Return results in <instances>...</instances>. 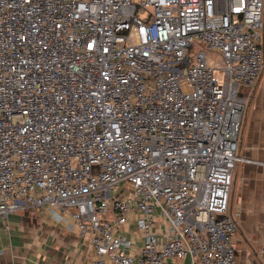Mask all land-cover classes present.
Wrapping results in <instances>:
<instances>
[{
  "label": "built area",
  "instance_id": "2783aa9c",
  "mask_svg": "<svg viewBox=\"0 0 264 264\" xmlns=\"http://www.w3.org/2000/svg\"><path fill=\"white\" fill-rule=\"evenodd\" d=\"M263 11L0 0V217L71 219L93 253L77 264H235L229 197L250 161L236 149Z\"/></svg>",
  "mask_w": 264,
  "mask_h": 264
},
{
  "label": "crops",
  "instance_id": "0c3cea01",
  "mask_svg": "<svg viewBox=\"0 0 264 264\" xmlns=\"http://www.w3.org/2000/svg\"><path fill=\"white\" fill-rule=\"evenodd\" d=\"M264 57V11L260 31ZM229 206L240 212L233 233L235 264H264V66L241 116ZM58 221L48 211L23 210L0 217V264H77L92 258L87 237L72 220ZM127 228L139 245L133 220Z\"/></svg>",
  "mask_w": 264,
  "mask_h": 264
},
{
  "label": "rangeland",
  "instance_id": "374dc122",
  "mask_svg": "<svg viewBox=\"0 0 264 264\" xmlns=\"http://www.w3.org/2000/svg\"><path fill=\"white\" fill-rule=\"evenodd\" d=\"M200 48H204V45L203 44H201V45L195 44V46L193 47V52L197 51ZM213 55H215V54H213ZM193 58H194V55H193ZM240 128H241V122H240ZM239 134H240V130H239ZM239 134H238V139H239ZM238 139H237V141H238ZM237 144H238V142H237Z\"/></svg>",
  "mask_w": 264,
  "mask_h": 264
}]
</instances>
